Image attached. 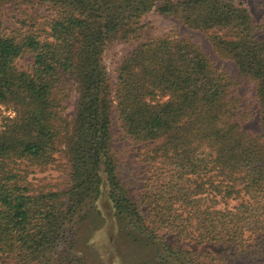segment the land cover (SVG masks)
Returning a JSON list of instances; mask_svg holds the SVG:
<instances>
[{"label":"trees","instance_id":"trees-1","mask_svg":"<svg viewBox=\"0 0 264 264\" xmlns=\"http://www.w3.org/2000/svg\"><path fill=\"white\" fill-rule=\"evenodd\" d=\"M48 6L0 31V261L90 264L76 228L102 196L115 215L160 246L143 264H264V26L234 0H0ZM152 11L210 34L255 84L260 134L245 128L236 81L202 48L172 34L123 57L111 84L105 52L142 38ZM30 57L28 70L17 67ZM77 102L69 119L63 103ZM147 168L135 199L120 179L113 117ZM66 155L65 163L57 154ZM57 167L65 187L34 189L22 168ZM214 256L170 245L162 231ZM240 260L246 262L239 263Z\"/></svg>","mask_w":264,"mask_h":264},{"label":"rangeland","instance_id":"rangeland-1","mask_svg":"<svg viewBox=\"0 0 264 264\" xmlns=\"http://www.w3.org/2000/svg\"><path fill=\"white\" fill-rule=\"evenodd\" d=\"M234 1L250 11L256 24L264 26V0ZM30 13H37L47 18L52 12L48 6L17 5L14 3L0 4V31L11 32L20 28V21ZM142 24L145 25V29L140 40L114 42L105 52V65L112 85L116 82V68L119 61L142 42L166 34H172L178 39H189L202 48L217 68L227 72L236 81L238 94L242 99L243 112L250 115L245 122V128L253 134H260L255 84L241 74L235 61L217 51L209 33L193 30L176 18L162 16L155 11L144 16ZM260 37L264 40V29L260 31ZM32 63V59L26 57L18 60L17 67L21 70H28ZM76 102L77 96L73 92L63 103L65 115L71 120L75 115ZM14 116L15 113L12 106L0 104V131L9 122V118ZM112 131L113 147L121 160V182L130 194L135 199H138L147 176L146 166L136 157L139 146L124 134L115 113ZM56 156L59 163H65L66 155L63 152ZM22 168L29 174L28 181L33 185L34 189L38 190L42 187L53 185L65 187L66 176L57 167L41 170L38 168H27L23 165ZM160 235L164 236L166 241L172 246L182 247L197 253L213 254L214 256L228 253L224 247L215 244L197 245L185 240H179L165 230ZM76 244V251L88 257L90 264H143L154 259L160 251V246L138 234L127 225L126 221L116 216L105 196L92 203L85 220L77 226ZM243 262L247 263L246 260L239 261V263ZM0 264L13 263L0 261Z\"/></svg>","mask_w":264,"mask_h":264}]
</instances>
